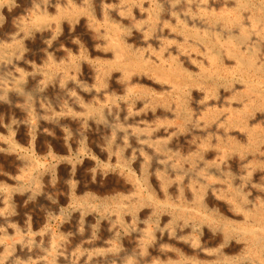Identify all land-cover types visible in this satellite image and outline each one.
<instances>
[{"label": "rangeland", "instance_id": "374dc122", "mask_svg": "<svg viewBox=\"0 0 264 264\" xmlns=\"http://www.w3.org/2000/svg\"><path fill=\"white\" fill-rule=\"evenodd\" d=\"M65 1L0 0V264H125L128 258L130 264H264L237 234L227 238L215 224L183 220L171 215L170 207L137 202L126 207L144 193V175L153 179L160 199L166 191L171 200L192 203L202 183L203 198L217 195L227 206V194L238 186L247 207L264 209V109L251 105L253 89L264 87V17L255 24L251 17L264 0H249L247 6L246 0H89L92 17L79 14L55 24L54 3ZM203 2L227 20L213 22ZM46 5L49 21L33 24ZM126 5L130 15L123 14ZM152 10L163 21L152 17ZM235 14L248 35L246 44L237 46L246 54L256 43L260 69L237 67L220 46L223 37L239 32L231 22ZM103 15L121 18L120 32L152 64L169 66L175 57L199 86L173 91L146 76L156 87L144 89L114 70L103 74L101 66L111 59L104 49L109 35ZM189 21L195 23L187 28L200 27L205 39L222 48L215 47L220 64L204 40L178 31ZM147 41L152 42L143 45ZM154 93H163L165 104L149 102ZM183 101L185 110L179 109ZM89 105L100 115L84 113ZM235 108L247 112L244 123L255 136L228 124ZM154 134L165 149L145 139ZM10 136L17 140L12 146ZM231 141L242 148H228ZM90 146L99 154H91ZM225 208L232 215L228 220H242L234 207ZM194 237L197 242H191ZM175 241L204 248L194 256Z\"/></svg>", "mask_w": 264, "mask_h": 264}, {"label": "bare ground", "instance_id": "6f19581e", "mask_svg": "<svg viewBox=\"0 0 264 264\" xmlns=\"http://www.w3.org/2000/svg\"><path fill=\"white\" fill-rule=\"evenodd\" d=\"M235 1H236V4L237 3L239 4V2H240V0H234V2ZM60 3H62V1H60ZM249 3H251V2L249 0H246V2H244V6L245 5L247 6V4H249ZM54 6L56 7L55 17L53 18V20L55 21V24H57V22L60 20V18L72 19L73 17H77L79 14H85L87 17L88 16L92 17V10L89 7V0H85V2L83 4H81V5H77L74 2L66 0L65 4H60L59 5L58 3H54ZM49 7L50 6L46 5V6L40 7L36 11L35 18H34V20H32L33 24H44V23H47V20H48L47 18L49 17V13H48ZM202 7H204L205 10L209 9L210 11L209 10L208 11L211 13L212 10L210 8V4L207 5V4H205V2H203V6ZM228 8H227V10H228ZM256 9L257 10H255V12L253 11L254 13H252V17H251L252 18L251 19V23L252 24H255V23L261 21L263 19V17H264L263 16L264 7H262V6L260 8L256 7ZM124 11H123L124 12L123 14L130 15L132 9L129 6H127V8ZM226 13H228V12H226ZM151 15L154 18H157L159 16V15L157 16L156 11H153V10L151 12ZM210 15H211V19H212L213 22L217 21V20H220V19L221 20H225L226 19V17H222L220 15V13H213L212 12ZM113 17L115 19L109 18L108 16H105V15L102 16V18L104 20V23H105L104 32H106L109 35L108 36V40L106 41V48H104V49L109 51L108 53L107 52L106 53L109 54V56L111 57V59L107 63H105L104 65L101 66V71H102L103 74H106L107 72H109L108 75H110V71L114 70L120 76H122L123 78L128 80L127 84L130 85V84L133 83L135 87H144V89L145 88L156 87V85L152 81L148 80L149 78L154 80V81H158L159 83H163V84L168 83V84H170V86L172 87L173 91L174 90L175 91H181V90H183L184 87H196L198 85L197 79L193 78L187 72V70H185V68L182 65V63L180 61H178V59L175 58V57L171 58V62H170L169 66H161V65L152 64L149 61V58L143 56L141 51H138L135 48V46L129 44L128 39H126L124 34H122L120 32L121 28H123V25L120 22L121 18L116 17V16H113ZM207 17L209 18V16H207ZM159 18H160L161 21H163L164 17L163 16H159ZM116 20H118L119 22L116 21ZM231 22H234V23L238 24L239 32L236 35H234L232 32H230L229 35L223 37V39L220 41V46L225 49L224 51H226L227 56H230L232 59H234L235 63L237 64V67H239V68L244 67L246 69H253V70L260 69V66L257 64V61H256V53H255V48H254L256 46V43L254 45L252 44V48L249 50L248 53H246V54L242 53L241 49L237 46V44L238 45L246 44V40L245 39L248 36L247 35V29L245 28L243 23L239 22V17L236 14L232 17ZM180 23H182V22H180ZM190 23L193 26L195 22L193 23V22L189 21L188 23H185L181 28H179L180 30H178V31L180 33L184 34V35H187V36L191 37L194 41L196 39H201V41L204 40L205 43H203V44L209 46V50L211 49L210 50V52H211L210 54L211 55L210 54L209 55L211 56V58L213 60L217 61L220 64L221 60H222L221 59L222 55L220 56L219 53H217L216 50H215V47L220 50L221 47L218 46L219 44H214L213 45L211 41H208L207 38L205 39L204 35H206V34L204 32L200 33L199 31H197L196 30L197 27H195V28L191 27L190 28L188 26L189 28H187L186 26L187 25H191ZM153 28L154 27L148 28L144 33L147 34L148 31H150ZM171 29H174V28H171ZM199 29H200V27H199ZM212 32H214V31H212ZM208 33L209 32H207V34ZM167 34L168 33L159 32V36H164V35H167ZM148 42H152V41H147V42H142V43H144L143 45H146ZM96 53L102 54L104 52H96ZM49 60H50L51 63L52 62L54 63V58L53 57L49 56ZM212 63L213 62H211V64ZM218 63H217V66H218ZM73 65H74V63H73ZM146 76L149 77V78L147 79ZM213 80H214V78H213ZM258 81H260V80H258ZM141 82L148 83V84H150L152 86L150 87V86H146V85L140 84ZM216 82H217V80H216ZM257 86L258 87L260 86L258 82H257ZM260 87H262V86H260ZM253 91L255 92V96L254 97L256 99L252 98L253 99V103H251V105H253L254 107L258 106L259 108L264 109V99L259 100L260 97L264 98V87L263 88H254ZM246 92H248V91H246ZM238 96H239V94H238ZM236 97H237V95H236ZM249 97H251V96H249ZM164 98L165 97H164L163 93H154V94L151 95V100H149V102L155 101L156 99H160L163 102V101H165ZM82 109L85 110L84 113L92 112V113H95L96 116L100 115L99 110L96 107H94V106H90L89 105V106H85ZM179 109H181V110H185L186 109L184 101L180 103V108ZM230 109H232V108H230ZM206 110H207V108H206ZM233 110H236V111L232 112V116L229 115V117H231V118L229 119V121H228L229 123L228 124L236 126V127H238V129L241 128V129L245 130L246 133L255 136V132L256 131L253 128H250V126L245 125V123H244L245 122L244 119L246 118L245 114L247 112L245 113V110L244 111H237L236 108L233 109ZM208 113H209V111H208ZM225 118H227V117H225ZM247 122H249V121H247ZM261 123H263V122L261 121ZM254 125H256V124H254ZM259 126H260V124H259ZM262 127H260V129H262ZM2 128L3 127L0 125V130H2ZM159 132H161V131H159ZM159 132H157V134ZM15 136H17L18 140L23 139L18 134L14 135V137ZM155 136H156V134L148 135V136L145 137V139H147V141H149V143H151V144H153V143L156 144V146L159 149H165L166 148V144H165L164 140H158ZM14 137L10 138L8 145L12 146L13 142L16 140ZM38 137L40 138L41 135L38 134ZM35 141H36V138H32V142L34 143ZM253 141H254V138H253ZM259 145H260V143H259ZM242 146L243 145H240L238 143L237 144L236 143H232V141L229 144H227L228 148H232L234 151H237V152L240 150V148H242ZM35 148L37 150L40 149L37 146H35ZM61 148L54 147L55 150H60V151H61ZM88 151L91 154H93L94 151L97 154H99V151L94 146H90V149H88ZM262 161H263V159H262ZM128 171H129V173H132V168H131V165H129V164H128ZM142 172H144V171H142ZM7 179H5V180H7ZM143 179H144V188H143L144 189L143 190L144 193L143 192L139 193V197L136 199L135 202H131L130 201V202L126 203V207L129 208V210L132 209V207H136V205H135L136 202L141 204V205L149 204V205H151V207L152 206L153 207H158V206H160V207H170L171 215L177 216V217H179V218H181L183 220H186L188 217L189 218L193 217L195 219H200V221H202V222H206V224L207 223L215 224L216 227L220 228L221 233L223 234V236H225L227 238H230L231 236H233L234 233L237 234L238 238H241L242 241H244V245L247 246L248 251H252L261 260L262 259L264 260V239H263V237H264V209L261 206L255 207V205H253L252 207H247V204H246L247 199H246L245 192H244L243 189H240L238 186L237 187H233V184L230 181L229 184L233 188H231V191L227 194L228 195L227 198H229L230 201L227 202V206H225L222 202L218 201L219 200V196H217V195H216L217 197L215 196V197H212V198H209V197H204L203 198L201 195L203 193L202 190H203L204 185L202 183H200L198 185L197 191H195V193L193 192L194 195H192V196H193L194 199H193L192 203L189 202L190 204L189 203L187 204L186 202L174 200V197L171 200V198L168 197V195H166L167 193L165 194L166 191H163L164 193H163V196H162L161 199L158 198L156 196V193H155L154 189L152 188V186L154 184V183H152L153 179L150 176L147 177V176H144V175H143ZM32 180L36 181L35 178H33ZM159 181L164 184V182H165L164 176H159ZM3 182H4V180H3ZM217 191H218V189H217ZM237 191H239L238 195L240 194L239 196H241V199L238 198L239 196L236 197ZM251 191H252L253 194L257 193V192H255L256 190H254V189H251ZM181 192H183V191H181ZM181 195H184V192L181 193ZM227 195H221V197L225 198ZM215 198H217L218 200L215 199ZM212 205H215L217 209L216 208H212ZM225 207H229V208L230 207H234V210L239 211V213L241 214L242 220L241 221H230V220H228L227 217H230L232 215H231V212H227V208H225ZM200 229H201V227H200ZM169 240L172 241L171 238ZM197 240H198V238L196 239L194 237V238L191 239V242H197ZM157 242H158V240H157ZM175 243L180 247V249L184 250L185 252L191 251V253H193L194 256L199 254V253H202V251L199 248H202V249L204 248V246H202V247H199L198 249L195 250L192 247L194 249L193 250V249H189V247L185 246L181 242L175 241ZM231 248H232V246L230 248H226V249L229 250ZM11 249H12V247L5 246V250L6 251L11 250ZM245 250H247V249H245ZM52 251H53L52 252V256H50V257L52 259H55L56 254H57L56 253V248L52 249ZM149 254L151 256V252H149ZM219 254L220 255H224L225 254L224 250H220ZM22 259L23 260H27L28 258L27 257H22ZM57 259L60 260V256L57 257ZM128 260H129V258L126 259V261H125L126 263L125 264H130V262Z\"/></svg>", "mask_w": 264, "mask_h": 264}]
</instances>
